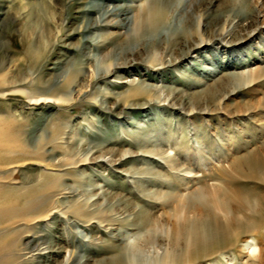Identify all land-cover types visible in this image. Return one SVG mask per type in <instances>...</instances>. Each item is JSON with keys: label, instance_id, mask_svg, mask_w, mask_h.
<instances>
[{"label": "rangeland", "instance_id": "374dc122", "mask_svg": "<svg viewBox=\"0 0 264 264\" xmlns=\"http://www.w3.org/2000/svg\"><path fill=\"white\" fill-rule=\"evenodd\" d=\"M151 9L163 24L138 29ZM261 72L264 0H0V264L180 256L178 223L213 228L234 189L264 190L218 172L264 146ZM68 74L82 93L28 105ZM259 247L264 230L195 264H256Z\"/></svg>", "mask_w": 264, "mask_h": 264}, {"label": "bare ground", "instance_id": "6f19581e", "mask_svg": "<svg viewBox=\"0 0 264 264\" xmlns=\"http://www.w3.org/2000/svg\"><path fill=\"white\" fill-rule=\"evenodd\" d=\"M148 15L150 16L141 18L142 23H140L141 25L138 26V29L140 27L144 29L151 28L156 30L163 24V13L161 10L151 9ZM109 67L111 68L116 66L114 64H110ZM262 76L264 77L261 72L256 78L259 79ZM94 77L95 75L93 74L92 79ZM256 78H253V80ZM75 80L76 74H68L67 77H65L63 83L58 88V91L62 92L60 97L26 96V99H28V105H64L71 99L73 90L72 86H74L73 88L77 86ZM253 80H251L250 83ZM2 83L6 84L3 80ZM76 88H78L76 91L77 93L83 92V87L77 86ZM1 96L6 97L10 96V94L4 93ZM223 99H227L226 96ZM222 171H226L223 172L224 174L230 172V175H237L238 177H242L248 181H253L260 186H264V146L261 148L251 149L243 156L234 159L228 166L218 169V172ZM234 190L240 192V196L238 197L236 204L229 205L227 201L222 200L217 205H214L215 209L222 212L224 218L223 223L221 222L213 228H208L207 222L205 221L198 220L195 222H189L188 220H182L176 225V228L172 230V238L174 240L173 245L177 246L182 244V253L180 256L171 260H168V258L164 259L162 264H195L200 260L212 257L225 250L232 249L239 243H244L248 237L256 238L261 234V231L264 230V190H254L251 192H244L240 189ZM199 197L203 200L202 195ZM80 212V210H76L75 214H80ZM53 213L55 212L45 210L40 212L38 215L25 219L24 221L26 223L33 222L32 224L27 225V227L29 226L28 228H30V226L34 224L33 227L35 228L40 225L39 223L47 221L49 216H52ZM252 256L256 264H264L263 248L259 247L257 254L253 252ZM102 264H124V262L118 257L109 263Z\"/></svg>", "mask_w": 264, "mask_h": 264}]
</instances>
